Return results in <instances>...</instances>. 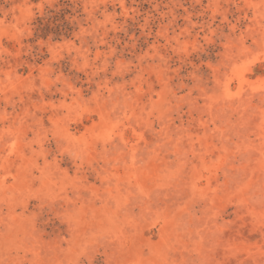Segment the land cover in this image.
Returning a JSON list of instances; mask_svg holds the SVG:
<instances>
[{
  "label": "rangeland",
  "instance_id": "rangeland-1",
  "mask_svg": "<svg viewBox=\"0 0 264 264\" xmlns=\"http://www.w3.org/2000/svg\"><path fill=\"white\" fill-rule=\"evenodd\" d=\"M0 264H264V0H1Z\"/></svg>",
  "mask_w": 264,
  "mask_h": 264
},
{
  "label": "trees",
  "instance_id": "trees-1",
  "mask_svg": "<svg viewBox=\"0 0 264 264\" xmlns=\"http://www.w3.org/2000/svg\"><path fill=\"white\" fill-rule=\"evenodd\" d=\"M1 5V0H0ZM51 14H54L53 11H50ZM62 14V13H61ZM59 14L55 13L54 15L48 17L44 22L42 19L38 21L37 31L41 32L42 35H46L47 33L53 32L56 35H60L63 31H69L70 29L66 26L67 24H63L62 26H56L55 28H50V24L52 21H56L58 19Z\"/></svg>",
  "mask_w": 264,
  "mask_h": 264
}]
</instances>
